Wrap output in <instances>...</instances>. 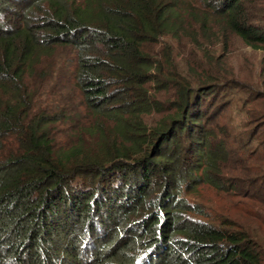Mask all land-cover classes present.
Listing matches in <instances>:
<instances>
[{"label":"trees","instance_id":"obj_1","mask_svg":"<svg viewBox=\"0 0 264 264\" xmlns=\"http://www.w3.org/2000/svg\"><path fill=\"white\" fill-rule=\"evenodd\" d=\"M230 35L264 52V0H0V264H264V55L228 76ZM182 36L200 72L149 49ZM65 51L79 98L57 102ZM231 93L243 137L214 120Z\"/></svg>","mask_w":264,"mask_h":264},{"label":"rangeland","instance_id":"obj_2","mask_svg":"<svg viewBox=\"0 0 264 264\" xmlns=\"http://www.w3.org/2000/svg\"><path fill=\"white\" fill-rule=\"evenodd\" d=\"M209 24L212 25L213 31H216V27L212 21V19L209 18ZM193 35H198L196 32H191ZM216 33V32H215ZM217 37H213L214 45L210 46L207 44V42L202 43L203 50H204V60H207L206 57L212 55H220V44L218 43ZM164 40V39H163ZM166 40L168 41V49L161 47V43L157 42L156 44H153L149 46L150 51L154 50L155 54H157L162 60L165 59L164 56L170 53L173 57H175L176 63L179 65V68L182 69V72H190L194 73L195 70H198L197 72H200L199 64H203V61L199 58L201 57L199 53L197 52V46L195 47L193 44L194 49L192 50V46H190V42L187 39V36L180 37L179 40L177 39H168L166 37ZM171 40V41H169ZM195 40L199 41L198 38H195ZM174 46V48H173ZM172 47V48H171ZM149 51V52H150ZM210 51V52H209ZM71 53H68V51H65L62 53V55L55 54L53 56V60L57 61L58 63L55 66V70L59 71H65V76L61 77L59 76V85L57 86V89H59V95L57 102H65V100H73L76 101L79 98L78 93H73L71 90L74 88L72 86V71H73V65L68 64L65 62V59L67 56H69ZM162 56H161V55ZM164 55V56H163ZM264 55V52L262 50H255L251 47L244 45L243 42L236 36L230 35L229 37V49L226 53V56H224V59L220 61L221 64H226L227 70L226 73L228 76H231L232 78H236L239 82H250L255 81L258 73V67L260 59ZM60 69V70H59ZM220 72V71H219ZM217 72V73H219ZM226 75V76H227ZM227 76V77H228ZM56 80V79H55ZM52 84H56L54 81L51 82ZM227 94V93H225ZM238 95V96H237ZM230 98L232 99L231 104L228 106L226 111L223 112V109H220L217 111V108L219 107L220 103L218 102L214 107H212V111L215 112L214 120L218 122L220 126L228 127L232 135L234 136H241L243 137L245 135V130L243 129V117L245 114V111L243 109V105L241 104V101L243 100L244 96L243 94H230ZM156 115L146 116L145 120L146 122H152L154 118H156ZM224 129L219 127L218 130V136H222L221 131ZM68 141V140H66ZM228 145L233 146V149L237 151V154L242 153V150L238 147L236 144L237 142H231L230 140L227 141ZM232 164L235 165L234 162ZM256 166V165H255ZM254 166V167H255ZM257 166H262L264 168V164L262 162L257 163ZM238 173V171H236ZM229 175H232L230 172L226 173ZM239 177H241V174H238ZM199 188L198 197L201 198V201L204 202L207 205H212L218 210H222L221 207L223 205H227L226 209H229V213L233 214V216L237 217V213H234V210H239L241 205H243V202H249L248 197L244 196L242 193L235 194V192L232 193V203L225 204L224 198L222 197L221 193L223 191H218L216 188H214L211 185L204 184ZM201 196V197H200ZM223 198V199H222ZM226 209H223L222 211H225ZM253 209L259 212L261 215V218L259 220L256 219L254 216V220L257 223H262L261 228H263V231L259 230L257 231V236L262 239L264 238V205L263 206H253ZM239 219H242L240 216L237 217Z\"/></svg>","mask_w":264,"mask_h":264}]
</instances>
